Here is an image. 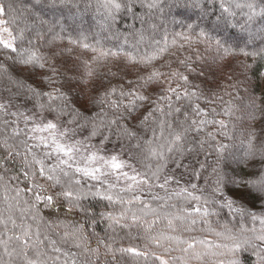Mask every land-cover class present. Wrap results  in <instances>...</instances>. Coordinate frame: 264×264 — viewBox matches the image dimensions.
I'll return each mask as SVG.
<instances>
[{
	"label": "snow or ice",
	"instance_id": "obj_1",
	"mask_svg": "<svg viewBox=\"0 0 264 264\" xmlns=\"http://www.w3.org/2000/svg\"><path fill=\"white\" fill-rule=\"evenodd\" d=\"M97 7L106 37L78 13L62 22L69 0H32L46 32L0 3V264H264V141L247 132L240 156L219 139L235 140L237 97L199 80L209 56L239 67L237 93L249 73L264 80V0ZM101 222L142 243L89 234Z\"/></svg>",
	"mask_w": 264,
	"mask_h": 264
},
{
	"label": "trees",
	"instance_id": "obj_2",
	"mask_svg": "<svg viewBox=\"0 0 264 264\" xmlns=\"http://www.w3.org/2000/svg\"><path fill=\"white\" fill-rule=\"evenodd\" d=\"M9 2L13 3L17 13L23 12L25 17L27 18V23L29 25L34 26L35 28H43L44 31H47V28L43 25H40V23L36 24L38 20H34V18H31L28 16L27 10L31 8L32 5V0H0V3L7 5ZM75 4H79V9H77L73 5V0H69V6L71 8V12H69L68 8L64 9V16L60 17L61 21L63 22L65 18H67V22L69 23L70 21H73L72 18V13H78L80 16H82L83 21H84V27L88 29V34H96L95 30L92 29V27L95 24H100L101 29H102V21H103V16H102V9H98L97 7V0H74ZM91 4V7H86V5ZM37 16H39V13H36ZM52 16H49L48 19H52ZM39 22V21H38ZM78 27V26H77ZM123 25H121V28L123 29ZM58 30V29H57ZM101 37H106L108 33L106 31H101L98 32ZM50 37L46 36L44 41H37L38 47L41 48L42 51L45 53L48 51L46 41ZM33 39H35V35L33 34ZM106 44H114L115 41H105ZM57 48H66L68 47L67 42H58L56 45ZM79 54V50L77 49L74 53L73 56ZM85 57H90L91 53H84L82 54ZM211 55H214L212 53ZM71 60V58H70ZM10 63V62H9ZM231 65V67H230ZM203 67L205 76L200 77L199 80H206L207 84L205 87H211L213 90L218 92L220 95L223 96L224 100L227 101L231 99L232 97L225 95V90L228 92H231L233 96L237 97L234 100V103L239 106L240 111L237 113V115L240 117L239 120L233 121L235 123L236 127L235 129H232V126L230 125V131L232 134L235 136V140H224L222 137L219 139L223 140L225 143H229L233 145L232 151L236 152L238 155L243 156L244 153V145L241 143V141L245 138L247 132L251 131L254 132L259 140L257 143L259 144L261 141H264V80H261L257 77H253L251 73L248 75V79L251 82L250 84H241L239 87L238 93L235 92L232 88L228 87L231 85L236 79H243V77L240 75L241 70L239 67H235V62L229 58V60L223 62L222 64H213L211 61V56L208 57L207 63L201 65ZM112 70L116 71V65L115 63L112 65ZM264 71V69H261ZM102 71H107V69H103ZM13 75L18 76L19 73L14 72ZM24 75H27V73H24ZM229 76H232L233 79H229ZM199 82V81H197ZM12 86L8 83L6 79H0V96L4 98H8L12 96V92L8 91L9 88ZM14 91V89H13ZM252 98H258L257 99V105L256 106H250V100ZM13 103L15 104H22V101H17L13 97ZM218 109L220 107V104L214 105ZM28 107H31L29 104ZM15 110V109H13ZM219 118V117H218ZM225 120H227V117H224ZM87 135V131L84 133L80 134L77 138H83V136ZM113 139H115L113 137ZM94 143L96 141H93ZM108 148L111 149L112 145L109 144ZM200 159L203 160L204 156L201 155ZM215 157L210 158V163L212 160H214ZM185 163L192 162L194 163L195 161L191 156H189L185 161ZM198 166V165H197ZM233 167L235 168L236 165L233 163ZM241 167H244L241 165ZM255 167L258 169L261 167L259 160L257 159ZM245 171H251L252 169L250 168H244ZM183 169H180L177 172V177L179 178V172H182ZM210 171V169H209ZM187 177H185L186 179ZM184 181L181 180V183ZM199 183H203V180L199 181ZM2 207V205H0ZM53 219L55 216L52 217ZM63 218V217H62ZM215 219V218H214ZM222 221L224 217L220 218ZM70 222H76V223H83V218L78 216V215H73L69 218ZM251 227V224L248 225ZM92 232L95 233V236H98L102 239H106L109 236H115L119 240V244L116 246H127L129 244H140L142 241L140 240H134L131 239L129 236V230L128 229H123L120 230L118 229L115 233L108 231L106 232V225L101 222L98 223L94 229L89 230V234ZM137 230L135 228L131 229V233L135 235ZM95 236L90 241V244L92 247H95L96 244V239ZM54 239H58V237L53 236ZM208 239H214L211 236L207 237ZM73 251H76L73 249ZM127 259V258H126ZM254 258H245L244 264H251V260ZM127 264H132L130 260H127Z\"/></svg>",
	"mask_w": 264,
	"mask_h": 264
},
{
	"label": "rangeland",
	"instance_id": "obj_3",
	"mask_svg": "<svg viewBox=\"0 0 264 264\" xmlns=\"http://www.w3.org/2000/svg\"><path fill=\"white\" fill-rule=\"evenodd\" d=\"M39 22L37 21L36 24H38ZM69 23H73V21H70ZM93 30H95V32H101L103 31V29H101V25L100 24H95L93 27H92Z\"/></svg>",
	"mask_w": 264,
	"mask_h": 264
}]
</instances>
